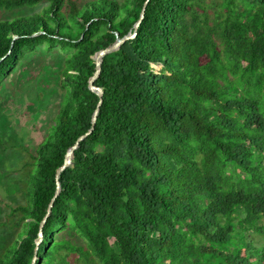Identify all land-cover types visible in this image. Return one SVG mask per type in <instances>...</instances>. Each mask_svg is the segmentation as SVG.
Here are the masks:
<instances>
[{"label": "trees", "instance_id": "1", "mask_svg": "<svg viewBox=\"0 0 264 264\" xmlns=\"http://www.w3.org/2000/svg\"><path fill=\"white\" fill-rule=\"evenodd\" d=\"M143 9L40 228L99 101L93 56ZM41 46L57 119L0 174V264H264V0H0V92Z\"/></svg>", "mask_w": 264, "mask_h": 264}, {"label": "rangeland", "instance_id": "2", "mask_svg": "<svg viewBox=\"0 0 264 264\" xmlns=\"http://www.w3.org/2000/svg\"><path fill=\"white\" fill-rule=\"evenodd\" d=\"M60 57L56 49L48 53L41 46L5 79L0 92V174L26 161L28 151L48 135V126L56 121L60 95L54 68ZM17 197L23 201L19 193ZM7 205L15 203L0 182V207L7 209ZM255 239L264 245L263 239Z\"/></svg>", "mask_w": 264, "mask_h": 264}, {"label": "water", "instance_id": "3", "mask_svg": "<svg viewBox=\"0 0 264 264\" xmlns=\"http://www.w3.org/2000/svg\"><path fill=\"white\" fill-rule=\"evenodd\" d=\"M143 16H144V9L141 12V16H140L139 20L135 24V30H134V32L128 33L127 35H125L123 37L117 36L116 37V40L112 44H110L109 46H107V47H105L103 49H100L93 56L94 63H95V71H94V74L89 79L88 87H89V89L91 91H93L94 93L97 94V96L99 97V101L97 103V107L95 108V110H94V112L92 114L91 126H90L89 130L86 133L80 135L77 138L76 142L72 146H70L68 148V150L65 153L64 161H63L62 165L56 171V175H55V179H56V191H55V194H54L53 198L51 199V201L49 203V206H48L46 215H45V217L43 218V220H42V222L40 224V228L43 227V224H44L46 218L48 217V215L51 212V207L53 206V202H54L55 198L57 197V195L60 192V181H59V177H60L61 172L64 171L67 167H69L72 164L73 152L78 147L79 142L82 141L87 135H89L93 131V129H94V126H95V123H96V120H97V114H98V111H99V107H100V105L102 103V97H103V90H102V88L97 87L94 82L98 78V76H99V74L101 72V65H102V62H103V58L105 57V55H107L109 53H112V52L118 50L119 47L126 40H128L130 38H133L136 35V28L139 26L141 20L143 19ZM42 238H43V235H42V231L40 229L39 238L36 240V243L39 244L42 241Z\"/></svg>", "mask_w": 264, "mask_h": 264}]
</instances>
